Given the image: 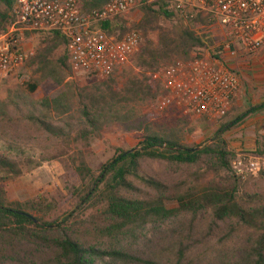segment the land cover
I'll list each match as a JSON object with an SVG mask.
<instances>
[{
    "label": "trees",
    "instance_id": "16d2710c",
    "mask_svg": "<svg viewBox=\"0 0 264 264\" xmlns=\"http://www.w3.org/2000/svg\"><path fill=\"white\" fill-rule=\"evenodd\" d=\"M109 1L78 0V3L82 13H88ZM15 2L0 0V29L12 24ZM139 11L142 18L134 27L127 28L122 25V19L117 18L102 25L101 30L108 36L124 34L130 29L138 30L145 36L155 32V43L147 41L136 55L139 68L147 73L127 78L122 96L113 91L109 86L113 81L109 80V85L105 86L106 94L80 97L82 126L78 133L79 139L86 141L85 148H88L90 139H102L101 132L106 124L117 123L125 132L139 134V150L115 149L113 157L94 172L87 166L82 151L69 155L68 131L51 122L52 113L63 115L70 111V107L58 99H42L36 106L30 105L27 121L48 138L64 141L59 156H68L69 168L63 177L67 196L55 190L43 192L24 202H9L6 185L19 178L23 170H30L28 166L32 162L11 155V152L18 150L13 147L8 151L0 150V237L6 241L3 253L15 264H156L127 251L123 247L126 237L150 223H161L182 213L212 209L218 221L237 220L261 227L252 257L256 259L253 264H264V195L239 200L235 183L242 181L233 175L232 185L205 187L200 192L195 190L190 193L178 188L173 190L144 175L141 170L144 158L196 164L201 155L213 154L219 168L229 171L226 153L222 149L226 142L221 136L246 117L264 112V101L220 125L216 132L218 146L215 150L197 151L182 144L183 131L180 126L187 125L188 118L174 109H170V118L161 124L140 118L135 114V104L153 101L159 93V87L151 80V75L160 68L162 62L170 65L190 61L192 53L203 46L201 38L193 33L191 27L207 24V19L198 15L193 20L184 21L163 5L144 6ZM173 19L181 24L177 34H168L158 27L160 20ZM36 34L44 35L45 38L30 58L29 65L60 86L70 68L65 50L64 55L58 57L56 52L64 49L66 39L58 32ZM29 90L33 93L36 87L30 86ZM115 98H122L126 106L133 104V107L127 108L125 113L116 112ZM10 105L15 107L17 113L22 111L15 101H11ZM229 116L230 112L222 119ZM257 155L264 156L261 153ZM39 166V163H34L33 168ZM67 199L74 202L73 209L62 211L63 200ZM169 204L176 205V208L170 209ZM83 207H87L88 211Z\"/></svg>",
    "mask_w": 264,
    "mask_h": 264
},
{
    "label": "rangeland",
    "instance_id": "374dc122",
    "mask_svg": "<svg viewBox=\"0 0 264 264\" xmlns=\"http://www.w3.org/2000/svg\"><path fill=\"white\" fill-rule=\"evenodd\" d=\"M142 18L140 11L135 12L122 20V25L134 27ZM178 20H160L158 27L168 34H177L180 31ZM9 27L5 25L0 31ZM193 33L201 38L203 46L192 53V57L202 55L213 57L219 50V39L216 31L204 25L191 27ZM142 35V47L155 43L156 33L150 32ZM45 36L36 33H24L21 39V48L32 52L33 56L42 45ZM139 50V51H140ZM130 59L128 64L116 71L112 77L100 79L90 78L81 74L72 73L69 69L67 77L60 86L50 78L40 74L35 67L29 65V60L22 68L6 77L0 78V150L8 151L13 147L17 151L11 155L21 159H29L30 170H23V174L13 182L6 185L9 202H24L43 192L59 191L66 197L63 177L68 168V156L60 157L62 144L60 139H51L37 131L27 121L29 106L35 105L42 99H58L70 111L63 115L51 114V122L57 127L68 131L70 156L82 151L87 166L94 172L109 161L115 149L122 151L139 150L140 136L137 132H125L117 123H108L101 132L102 139H90L85 148V142L78 137L80 120L79 99L85 95L99 96L106 94V85L113 81V91L119 96L123 95V86L129 77H140L147 71L139 68L137 54ZM64 55V49H59L56 56ZM167 63L162 62L161 66ZM160 66V67H161ZM237 72L239 68L237 67ZM104 85V86H103ZM30 86L36 90L31 93ZM157 99V97H156ZM156 99L146 103L129 104L123 99H114L116 112L125 113L127 108L133 107L135 114L148 122L161 124L170 117V110L159 112L156 108ZM15 101L22 109L17 113L15 107L10 105ZM230 116L217 122L205 119L188 118L187 125H181V142L190 149L197 151L215 150L217 148L216 132L220 125L235 118L234 111H229ZM228 112V113H229ZM231 112L232 116H231ZM236 112V111H235ZM223 151L229 168L237 154L228 150L227 140ZM251 155V154H247ZM47 160L41 162V160ZM34 163L40 166L33 168ZM27 169V168H26ZM142 173L154 178L171 189H181L188 192L201 191L205 187H226L232 185L231 169L225 171L219 168L217 158L213 154H203L196 164H176L147 158L141 161ZM97 176V174H95ZM236 195L239 200L246 197L264 195V165L255 178H248L240 183H235ZM74 202L63 200L62 211L73 209ZM170 209L176 205L169 204ZM253 208V206L248 205ZM88 211L87 207H83ZM261 227L243 224L237 220L218 221L213 216L212 209H202L197 212L182 213L161 223H150L144 229L126 237L123 247L139 258L156 264H253L252 250L257 245ZM6 249L5 239L0 237V264H15L3 252Z\"/></svg>",
    "mask_w": 264,
    "mask_h": 264
},
{
    "label": "built area",
    "instance_id": "2783aa9c",
    "mask_svg": "<svg viewBox=\"0 0 264 264\" xmlns=\"http://www.w3.org/2000/svg\"><path fill=\"white\" fill-rule=\"evenodd\" d=\"M159 5L184 21L203 16L220 43L213 57L194 56L161 66L151 75L159 87L157 110L174 109L186 118L219 121L240 91L236 63L264 49V0H110L88 13H82L78 0H16L12 24L0 31V78L22 68L33 56L21 48L24 33L49 32L66 39L64 50L72 73L108 78L128 64L143 40L134 29L108 36L102 25L125 20L141 7ZM263 165L262 157L237 154L230 169L235 178L245 181L257 177Z\"/></svg>",
    "mask_w": 264,
    "mask_h": 264
},
{
    "label": "crops",
    "instance_id": "0c3cea01",
    "mask_svg": "<svg viewBox=\"0 0 264 264\" xmlns=\"http://www.w3.org/2000/svg\"><path fill=\"white\" fill-rule=\"evenodd\" d=\"M236 64L241 76V87L232 111L233 116L237 117L249 107L264 101V49ZM223 136L227 140L228 150L234 154L264 155V112L246 117Z\"/></svg>",
    "mask_w": 264,
    "mask_h": 264
},
{
    "label": "water",
    "instance_id": "95a60500",
    "mask_svg": "<svg viewBox=\"0 0 264 264\" xmlns=\"http://www.w3.org/2000/svg\"><path fill=\"white\" fill-rule=\"evenodd\" d=\"M35 222V221H34Z\"/></svg>",
    "mask_w": 264,
    "mask_h": 264
}]
</instances>
